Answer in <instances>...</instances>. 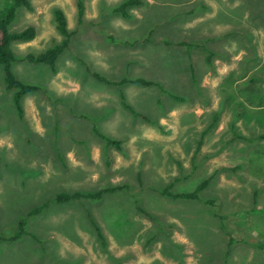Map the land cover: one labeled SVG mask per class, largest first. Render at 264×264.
<instances>
[{
    "label": "rangeland",
    "instance_id": "obj_1",
    "mask_svg": "<svg viewBox=\"0 0 264 264\" xmlns=\"http://www.w3.org/2000/svg\"><path fill=\"white\" fill-rule=\"evenodd\" d=\"M28 1L11 32L33 26L37 36L13 44V71L40 89L23 98L22 119L0 71V264H264V0H141L129 19L115 12L127 0ZM57 8L73 36L53 72L24 59L61 42ZM93 44L131 45L136 74L167 94L98 83L95 74L113 83L135 75L92 67ZM106 86L127 93L151 130L129 154L92 147L91 105L111 94ZM206 180L201 200L162 195ZM115 186L125 189L52 202ZM21 219L27 235L8 241Z\"/></svg>",
    "mask_w": 264,
    "mask_h": 264
},
{
    "label": "trees",
    "instance_id": "obj_2",
    "mask_svg": "<svg viewBox=\"0 0 264 264\" xmlns=\"http://www.w3.org/2000/svg\"><path fill=\"white\" fill-rule=\"evenodd\" d=\"M143 2L141 0H127L125 1L119 8L115 10V12L121 13L122 16L126 19H129L131 16L128 13L127 9L132 6L141 5ZM25 7L29 10H32V6L28 0H12L9 3H6L0 9V71L3 70L5 73V83L8 90L13 91V102L18 112L20 118H24L25 111L22 104V100L25 96L32 94L38 91L40 88L35 85L25 84L20 81L16 74L13 71V65L18 62V58L16 57L13 44L15 43H28L33 41L37 36V30L33 26H29L20 32H11V25L14 23L17 15V11L19 8ZM78 15H79V22L83 21L84 16V7L83 4L80 2L78 5ZM54 16L57 24V30L62 36L61 42L54 45L53 47L49 48L45 52L41 54H28L24 60L31 64H43L48 67L53 72H56L57 61L59 57L69 48L73 33L70 32L68 28V21L66 18L65 13L63 10L57 8L54 11ZM184 46H188L189 44L183 43ZM213 53L209 52V56L207 57V61L211 62ZM98 80L103 81L108 84H115V85H123L127 83L132 84H141L144 86H151L153 83L151 81L145 79H124L121 82L113 83L110 82L101 76L95 74L94 75ZM96 134L100 135V133L96 130ZM102 136V135H101ZM110 144H114L119 148V142L110 140L104 137ZM261 139H264V135L260 136ZM210 180H206L202 182L195 190L191 192H184V193H176L172 191V187H167L162 191V195L168 198H172L175 200H182V201H198L201 200L200 193L205 190L209 185ZM124 186H115L110 188L101 189L95 193H88V194H81L79 192L69 194V193H59L56 197L52 200L54 204H67L72 201L81 200L83 198L90 199V200H102L105 194H116L122 190H124ZM207 204H213L212 200H209ZM46 206L48 207L49 204L47 203ZM138 209L142 212V208L138 207ZM42 211V207L35 209L32 213L39 214ZM148 215V214H147ZM149 216V215H148ZM26 220L21 219L18 223L16 233L11 236L8 241L15 242L22 239L26 232ZM98 236L103 240L105 244V238L101 233L99 228H96Z\"/></svg>",
    "mask_w": 264,
    "mask_h": 264
},
{
    "label": "crops",
    "instance_id": "obj_3",
    "mask_svg": "<svg viewBox=\"0 0 264 264\" xmlns=\"http://www.w3.org/2000/svg\"><path fill=\"white\" fill-rule=\"evenodd\" d=\"M235 14L238 15V13ZM93 46L94 44L91 46V49L89 50L91 53V58L89 57L90 60L88 59V61L92 64V67L96 69L108 68L109 73L112 75L121 73L127 67H130L134 71L136 68H139L138 67L139 65L142 64L140 60H137L136 58H132L129 51H127V49L129 50L132 48L131 45L119 44L118 46H115L114 44L111 45L106 44L105 46L102 45H96L94 47ZM65 54H68V50H66L59 57L57 62H59L61 57H63ZM123 64H127V65L124 66ZM113 66L115 67V70H112ZM134 75L135 76L130 80H135L139 78L143 79L141 75L136 74V71H134ZM123 80L124 79L118 80V82H121ZM97 82L99 83L101 81L97 79ZM124 85L142 86L145 88L157 87L158 89H160L159 92L157 93V97L158 94L161 96L167 94L163 91L164 86L161 85L159 86L154 83L151 86H144L141 84H132V83L123 84L122 86ZM106 89L109 91V87L106 86ZM111 94H113V96ZM111 94L109 93L106 95H101L100 97L97 96L96 99L95 98L93 99V104L91 105L92 114L90 116H92L94 120L89 128L90 131L94 133L97 130L100 133V135L95 133L97 135L96 136L97 139L95 144H92V147L97 148L100 146L101 143L102 146L103 145L107 147L113 146L116 149H122L124 153L126 150V153L129 154L131 152L127 151V149L138 148L141 145L142 141L149 139L146 138V135H147V131L150 132L151 130H146L142 126L143 124L139 123L138 121L139 115L135 110H133V108L127 102V97H128L127 93L116 94L111 92ZM96 100H98V102H96ZM115 100H117L118 102L116 103ZM116 109H122V111L115 113L114 111ZM108 132L112 133L114 136H107L108 134L106 133ZM119 133H131V134L120 135ZM104 137L113 141H118L119 148L114 144H110ZM100 140H103L102 141L103 143Z\"/></svg>",
    "mask_w": 264,
    "mask_h": 264
}]
</instances>
